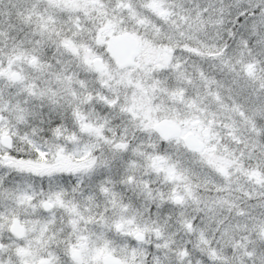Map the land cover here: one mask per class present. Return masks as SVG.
Listing matches in <instances>:
<instances>
[{"label":"snow or ice","instance_id":"obj_1","mask_svg":"<svg viewBox=\"0 0 264 264\" xmlns=\"http://www.w3.org/2000/svg\"><path fill=\"white\" fill-rule=\"evenodd\" d=\"M0 264H264V0H0Z\"/></svg>","mask_w":264,"mask_h":264}]
</instances>
